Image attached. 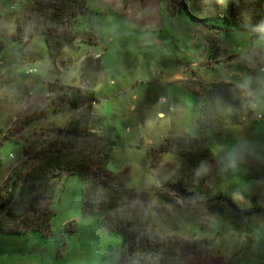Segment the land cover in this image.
<instances>
[{"label": "rangeland", "instance_id": "374dc122", "mask_svg": "<svg viewBox=\"0 0 264 264\" xmlns=\"http://www.w3.org/2000/svg\"><path fill=\"white\" fill-rule=\"evenodd\" d=\"M130 1L85 0L75 29L86 40L52 63L40 31L15 38L24 24L25 0H0V135L11 127L12 138L38 141L50 124L63 126L74 110L59 103L58 90L47 97L49 83L80 82L84 46L98 40L103 56L91 123L113 143L109 170L135 194L134 223L159 235L207 239L220 264H264V135L244 128L224 140L219 124L237 118L250 129L264 125V34L188 8L169 16L166 0H133L142 10L135 14ZM28 68L37 71L29 74ZM173 72L186 75L187 85L173 81ZM177 133L203 139L217 160L224 142L229 148L237 142V162L229 152L218 160L206 192L211 206L182 198L171 186L176 154L159 153L161 162L152 167V153ZM20 140L0 138L1 198L21 180ZM57 184L49 229L0 232V264H118L122 236L104 231L98 216L85 212L83 179L65 174Z\"/></svg>", "mask_w": 264, "mask_h": 264}, {"label": "trees", "instance_id": "16d2710c", "mask_svg": "<svg viewBox=\"0 0 264 264\" xmlns=\"http://www.w3.org/2000/svg\"><path fill=\"white\" fill-rule=\"evenodd\" d=\"M25 4L24 24H18L15 38L22 40L31 37L33 31H40L52 63H56L65 48L78 46L73 27L86 11L85 0H25ZM177 6L173 0L164 4L169 16L188 8L200 16H216L241 30L264 34V0H180ZM28 69H34L30 73L36 71V68ZM79 69L81 85H63L60 78L49 83L47 97L58 90L59 103H68L74 110L63 126L50 124L47 131L41 130V135L47 136H41L38 141L12 138L11 127L4 133V139L16 142L22 139L24 150L19 165L24 170L17 176L21 180L14 182L11 192L0 197V232L48 230L52 216L50 204L60 177L78 175L84 182L85 212L95 213L104 231L122 236L118 264H220L207 239L159 235L146 225L134 223L137 222L132 217L135 194L108 168L113 143L91 126L101 54L87 53L81 58ZM162 152L179 157L170 176L174 179L171 186L176 187L180 196L213 205L206 192L219 165L203 140L189 134L166 136L151 155L152 167L159 165ZM218 197L237 209V203Z\"/></svg>", "mask_w": 264, "mask_h": 264}, {"label": "crops", "instance_id": "0c3cea01", "mask_svg": "<svg viewBox=\"0 0 264 264\" xmlns=\"http://www.w3.org/2000/svg\"><path fill=\"white\" fill-rule=\"evenodd\" d=\"M144 2L145 3V0H141V2ZM150 3V2H149ZM160 4H161V2L159 1L158 3H157V5H158V7L160 8ZM125 5V4H124ZM152 8L153 7H155L154 6V3L153 4H149ZM126 6V5H125ZM127 6H131L132 8H133V12L132 13H135V14H140V12L142 11V10H139V8L138 7H136L135 6V4L133 3V0L132 1H130V2H128V4H127ZM118 7H119V5H118ZM151 8V9H152ZM128 9V7H126V10ZM145 12V10L143 11V13ZM145 14V13H144ZM78 21V20H77ZM77 21L74 23V27H73V30L75 31V33H76V35H77V43H78V46L77 47H79L80 46V43H81V41H83V40H86V38L85 39H81L80 40V38H79V32H78V30L76 31V27H75V25H76V23H77ZM259 35H263V33H260ZM91 38H89V40H90ZM99 43V41L98 40H95L94 42L93 41H91V42H89L88 43V46H84L85 47V52H84V54L80 57V60H81V58L83 57V56H85L87 53H91V54H93V55H97V54H101L100 52H99V49H97L96 48V46H97V44ZM82 46V45H81ZM65 49H67V48H65ZM64 49V50H65ZM102 56H103V54H101V65H102ZM36 71H37V69H36ZM35 71V72H36ZM34 73V72H33ZM2 75H5L6 74V71H2V73H1ZM29 74H32V73H29ZM171 79L173 80V81H175L176 83L177 82H183V84L184 85H187V82H185L184 83V81H188V79L186 78V75H184V74H182V73H180V72H173V74L171 75ZM76 85H81V82H78V83H76ZM95 88V87H94ZM193 87L190 85L189 86V89H192ZM208 97L209 96H205V98H202V99H208ZM93 108H94V106H93ZM93 114H94V111H93ZM258 114V113H257ZM256 114V115H257ZM260 114V113H259ZM249 116H250V114L247 116L248 118H249ZM15 117L16 116H14V120H15ZM245 117L246 116H244V115H241V119L242 120H245ZM262 117V116H261ZM255 118H256V116H255ZM257 120L258 119H260V118H256ZM235 122L233 123V120H227V122L225 121V119L223 120V121H219V124H221V126H222V129L220 130V132H223L224 130L226 131L225 133H224V135L222 136L223 137V139L224 140H226V137H228L227 135H230V136H234V137H237V133H239V134H243L244 132H243V129L244 128H248V130L249 131H252V130H254L255 131V133H256V128L258 129V130H261L262 132H263V135H264V125H261L262 127H260L259 125H256V124H254V126L255 127H251V129H250V126H247V125H244V124H246V122L245 123H243V122H238L237 123V118L234 120ZM258 123H260V122H258ZM92 126V125H91ZM93 127V126H92ZM4 133L5 132H3L1 135H0V138L1 137H3L4 136ZM177 134H187V133H177ZM220 134V133H219ZM219 134H218V136H219ZM264 139V138H263ZM203 140V139H202ZM1 143V142H0ZM223 146V157L221 158L220 156H221V154L220 155H218V160H221V159H223V158H226V156L230 153V155H229V157L230 158H232V160H234L235 162H237V142L236 143H233L232 144V148H229V146L224 142V144L222 145ZM259 147H260V145H259ZM240 150L241 151H243L244 152V154H246V152H247V148H240ZM229 152V153H228Z\"/></svg>", "mask_w": 264, "mask_h": 264}, {"label": "built area", "instance_id": "2783aa9c", "mask_svg": "<svg viewBox=\"0 0 264 264\" xmlns=\"http://www.w3.org/2000/svg\"><path fill=\"white\" fill-rule=\"evenodd\" d=\"M32 71H34V69H28L27 72L30 73V72H32ZM248 106H250V103H248ZM256 118H261V114L258 113V114L256 115ZM11 157H13V156L11 155Z\"/></svg>", "mask_w": 264, "mask_h": 264}]
</instances>
